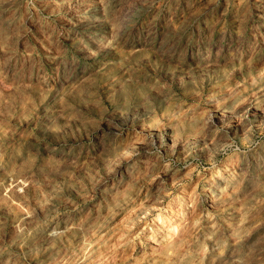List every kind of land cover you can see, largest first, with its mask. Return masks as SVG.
<instances>
[{
	"label": "rangeland",
	"instance_id": "374dc122",
	"mask_svg": "<svg viewBox=\"0 0 264 264\" xmlns=\"http://www.w3.org/2000/svg\"><path fill=\"white\" fill-rule=\"evenodd\" d=\"M0 264H264V0H0Z\"/></svg>",
	"mask_w": 264,
	"mask_h": 264
}]
</instances>
